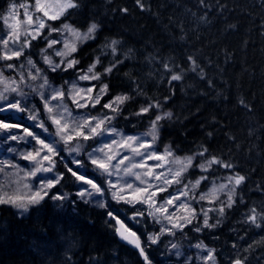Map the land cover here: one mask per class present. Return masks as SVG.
Segmentation results:
<instances>
[{"label": "trees", "instance_id": "16d2710c", "mask_svg": "<svg viewBox=\"0 0 264 264\" xmlns=\"http://www.w3.org/2000/svg\"><path fill=\"white\" fill-rule=\"evenodd\" d=\"M142 2L146 9L143 11L135 0H82L84 7L68 22L84 28L90 20H96L101 28L97 39L81 46L75 55L84 68L99 55V46L106 38L121 40V58L129 48L135 56L120 66L119 74L105 78L112 90L104 98L107 102L123 92L135 97L116 118L119 127L127 132L144 131L154 118V113L151 117L132 115L146 103V98L137 96L132 91L135 85L123 75L131 71L140 88L153 100L164 103V96H171L163 110L172 111L179 120L161 121L163 128L157 141L160 147L171 144L175 152L186 155L204 143L211 153L231 159L235 171L247 176L237 197L239 200L242 195L244 203L238 202L226 211L219 227L198 235L184 229L189 242L200 238L212 244L210 237H216L213 245L219 264H224L219 249L227 253L229 228L239 227L234 222L248 208L264 204V0H205L210 8L198 0ZM121 8L128 12L119 11ZM205 13L206 20L202 22L199 17ZM32 44L26 51L45 68L37 54L41 42ZM188 56L196 59L205 78L186 72L183 81L174 82L173 95L167 79L159 82L162 62L172 58L187 69ZM146 57L156 59L149 63ZM110 59V55L102 57L105 65ZM149 72L153 73L152 78ZM46 74L57 83H63L67 76L50 71ZM240 100L248 107L241 105ZM208 132L213 133L211 138L207 137ZM58 168L64 178L54 189L69 196L66 205L57 207L46 199L38 210L32 209L24 217L11 207H0V264H144L138 253L119 243L109 210L91 207L78 199L73 176L66 167ZM222 173L231 174L221 168L214 175ZM110 207L141 235L140 228L122 214L123 204ZM156 249L148 247L146 254L152 264H163Z\"/></svg>", "mask_w": 264, "mask_h": 264}, {"label": "snow or ice", "instance_id": "6c2138e0", "mask_svg": "<svg viewBox=\"0 0 264 264\" xmlns=\"http://www.w3.org/2000/svg\"><path fill=\"white\" fill-rule=\"evenodd\" d=\"M108 2L111 3V0H108ZM135 2L142 11L146 10L142 0H135ZM198 2L200 5L210 8V5L205 4V0H198ZM83 7L84 4L82 0H23L22 3H10L4 15L0 16V21L3 22L8 30L6 34L0 35V46H2L0 61H19L21 57H24L27 66H30L28 68L27 78L33 81L42 78L43 83L39 85L41 89L51 87L49 78L46 75L48 71L52 73H69L70 71L77 73L76 77L70 82L67 80L64 81L65 85H69L67 89H65L63 85L60 88H52L53 94L50 98L45 92L39 93L43 101L44 109L49 114L48 118L51 120L52 124L57 126V135H60V139L65 145H68L72 140V137L66 134L69 125L67 123H62L64 117L61 112L57 111L54 114V108L50 106V99L59 101L60 103L55 106L56 109H62L63 113H67L69 117L72 116V113L67 104L64 103L65 99L71 100L78 109L89 107L95 109L97 105H100L101 109H107L114 114L108 115L105 112H101L100 115L92 116L91 119H84L82 123L73 121L72 130L75 132L76 137H82L84 140L103 136L105 132L113 137L117 135L121 137L120 141L113 138L111 144L105 142L103 148L93 149V152L88 154L89 159H91L92 164L95 165L102 174H106L110 177L113 175L112 169H115L117 173L122 170L126 176L135 177V180L139 181V185L135 186L133 183L125 182V185L119 189H117L116 184L110 183L108 190L116 189L112 191V198L118 203L121 201L133 205L135 203H141L147 204L149 209H154L153 211H149L148 215L153 218L155 223H160L161 228L159 233L148 235L147 241H149L150 244H157L160 236L165 233L175 235L173 229L183 232L189 225H193L191 230L197 233L202 232L204 229L217 228L225 217L226 210L232 209L238 202L241 204L244 203L242 195L239 196V200H237V197L239 195V189L247 180V176L235 171L236 165L231 159L226 160L222 155L211 153L209 147L204 143L197 144L196 150L184 156L176 155L171 144H166L163 152H159L154 145H156L157 141L160 139V131L163 128L161 121L179 120V117L174 116V113L170 110H163L164 104L171 99L170 95L164 96V103H161L159 99L153 100L152 97H149L147 93L140 88L139 82L132 76L131 71L124 72L123 75L135 85L132 91L135 92L137 96H144L146 98V103L142 105L138 111L132 113V115L137 117H151L154 113V118L149 120L148 130L139 135L124 136L115 127L109 128L107 126L122 114L124 105L135 99V97L127 92H123L117 93L107 102H103L104 98L109 96L112 90L110 83L105 82V78L111 77L113 74H119L120 66L123 65L126 60L134 59L135 52L133 49L129 48L122 54L123 58H121L119 46L122 41L114 38H106V42L99 46V55H96L86 68H81L80 65L82 60L76 58L74 54L80 51L81 46L87 45L90 41H95L101 28V25L96 20H90L84 28L77 27L68 22V18L77 14ZM21 9L23 10L22 13L20 12ZM119 11L127 13L128 9L121 8ZM206 16L207 14L205 13V15L199 17V19L203 22L206 20ZM58 21L61 23L59 27H56L55 23ZM229 27H235V25H230ZM54 33L59 35L61 39L58 40L53 38ZM38 40L46 42V46L40 48L43 64L47 65L46 69L38 67L37 62L31 58V55H26L25 52L26 49L33 47V41ZM57 44H61L62 47L55 48L54 46ZM48 49H53L54 55L60 57L58 62L53 60L52 55L48 54ZM109 55L111 59L108 60L107 65H105L102 57L107 58ZM145 59L151 63L156 57H146ZM187 60L189 65L187 69L176 64L172 58L162 62L163 71L160 73L159 82H163L167 79V84L173 95L175 90L174 82L183 81L186 72L190 71L196 73L200 79L205 78L203 69L197 63L196 59L193 56H188ZM98 66L103 70H98ZM5 68L16 70L17 65L15 63L0 64V83L5 85L4 90L0 92V101L6 102L9 109L24 111L26 101L20 99L10 100L9 96L5 95V93L9 92L16 93L21 97H26L27 95L17 87H9V84H16V81L4 76ZM19 68L24 69L25 64L20 63ZM32 69H34L35 72H33ZM19 76L20 82L23 83L25 81L23 71L19 72ZM148 76L152 78L153 73L149 72ZM79 81H95L96 83H90V86L87 88H82L79 86ZM33 91H36V89L33 88ZM239 103L248 107L243 100H240ZM0 111H4V108H0ZM88 115L90 114L85 113V116ZM29 119L36 120L37 116L35 114L30 115ZM125 119H127V117H125ZM36 126L44 128L43 121ZM10 127H13V125L0 121V129L6 130ZM44 130L47 131L46 128H44ZM25 132L28 136H32L33 139H36L37 143L42 146L35 154L30 152L23 157L26 160L34 161L37 165L34 170L26 172L25 177H37L38 173L53 172L55 162L48 154L41 157V160H47L52 167H44L40 161L36 160V157L40 156V152L43 151V149H47L48 153L57 154L59 150L55 147V141L45 143L44 140L37 137L33 132H29L27 129H25ZM148 136L151 137V141L145 139V137ZM212 136V132L207 133L208 138ZM12 138L15 139V137ZM228 138L235 141V137L233 136H229ZM113 145L121 148V150L128 149L132 153V156H121L119 151H111ZM81 147L82 145L78 144L76 147L71 148L70 151L79 154ZM236 147L239 148L240 145L236 144ZM105 148L109 149V152H105ZM9 150L12 151V149ZM96 152L104 153L106 160L104 158H97L95 156ZM118 156L120 157L118 162L112 164V161L116 160ZM134 157H140L141 161L130 163L121 169V165H124L125 161H131ZM145 160L156 161V163L147 165L143 162ZM4 163L5 162L0 161V164ZM74 163L80 165L81 162L75 160ZM6 166L16 167L15 165ZM65 167L77 181L90 185L93 190H81L77 193L79 197L84 198L87 196L91 198L94 193L103 195L106 191L92 179L86 178L84 175H79L77 171L68 167L67 164ZM134 168H146V171L142 175L140 172L133 171ZM221 168L229 170L231 173L226 177L227 182L217 185L215 180H213L211 181V187H209L206 192L198 191L202 184L209 181L211 174ZM156 169H163L164 171L157 172ZM195 169H198L202 175H199L195 180H190L188 183L183 184V187L177 190L178 194L168 191L173 184H182L183 180L186 178V174H188L190 170ZM4 171L5 168L0 167V173ZM145 177H147V179ZM63 178L64 173H58L55 178L41 179L38 188H33L25 184L24 187L29 190L27 195L9 194L7 191H3L5 186L0 185V192H2V194H0V205L11 206L17 209L20 216H23L32 209L38 210L46 199L52 201H65L68 198L67 194H50L51 190L55 188ZM153 179L159 183H152ZM140 185H145V187H140ZM162 193H167V196H161L160 194ZM220 193L226 195V200H220ZM158 197H160L159 202L157 199ZM181 197L186 199L181 201ZM177 201L181 202L177 204ZM191 201H195L196 203L207 201L210 205L218 203L219 206L209 207L207 209L201 207L198 212L197 209L193 207ZM97 205L100 208L106 207V204L101 201H97ZM56 206L62 207L63 205L58 204ZM170 207L183 209L185 214L177 216L175 212L169 211ZM209 213H216L219 219H216L215 223H210L209 221L213 219V217H211ZM137 214L143 215L142 212H138ZM108 216L116 221L118 227H115V232L120 239L139 250V255L143 258L144 264H152L148 254H146L145 247L142 245L141 237L128 228L123 221L114 216L112 212L109 211ZM161 217L163 220H166L171 227H166L162 224ZM198 217H202V222H198L194 225L193 222L197 221ZM243 223L254 226L255 228L264 227V204L261 205L259 210L255 206L251 207L245 215ZM255 243L257 242L254 241L253 244ZM253 244H249L243 251L247 252L252 249ZM194 247L205 253L199 256L203 264H217L215 249L208 248L203 241H199ZM232 247L237 248V245L234 243ZM172 248L176 249L178 245L172 244ZM175 254L177 256L181 255L179 251ZM188 259L191 260V257ZM247 259V256L241 257L239 252H237L235 258L230 260V264H246Z\"/></svg>", "mask_w": 264, "mask_h": 264}, {"label": "rangeland", "instance_id": "374dc122", "mask_svg": "<svg viewBox=\"0 0 264 264\" xmlns=\"http://www.w3.org/2000/svg\"><path fill=\"white\" fill-rule=\"evenodd\" d=\"M21 0H0V16L4 15L5 10L7 9L8 5L10 3H22ZM20 12L22 13L23 10L21 9ZM22 18V16H21ZM51 23V22H50ZM56 27H59V25H55ZM7 28L3 24L2 21H0V35H4L7 32ZM53 38H56L58 40L61 39V37L57 34H53ZM41 42V46L39 47V50L37 51L38 56L40 57L41 64L47 68V65L43 64V60L40 53V48L46 46V42L43 40H39ZM35 42V41H33ZM32 42V43H33ZM55 48H61V44H57L54 46ZM27 50V49H26ZM26 55H30L27 51ZM0 51H2V46H0ZM48 54L52 55L53 60L59 61L60 57H56L54 55L53 49H48ZM75 55V54H74ZM31 58L34 60V58L31 56ZM35 61V60H34ZM6 63H15L17 65L16 70H10V69H4V76L6 78H11L12 80L16 81V84H9V87H17L20 90H22L24 93H26V97L18 96L16 93H5V95L9 96V99H20L26 101V107L24 111H21V115L19 116L17 113H9L5 117H0V121H3L6 124L13 125V127H10L8 129H0V161L5 162L4 164H0V167H4L5 171L0 173V185H4L3 191H7L9 194H18V195H27L29 190L24 187L25 184L30 185L33 188H38L40 185L41 179H52L57 176L60 171L58 170V167H65L67 164L68 167H71L74 171H77L79 175H84L86 178L92 179L95 183L102 186L106 191L103 195L100 194H93V196L84 198H81L77 195V193L81 190L88 189L89 191H93L90 187V185L84 184L80 181H77L74 178L75 181V189L74 193L85 204L95 207L98 209H107L110 212L113 213L114 216H116L118 219L124 222V224L130 228L132 231L136 232L131 226L124 221L122 218V215L119 216L115 214L114 207H110L111 204L118 203L116 200L112 198V191H115L116 189L108 190L109 184L113 183L116 184L117 189L121 188L125 185V182L127 183H133L135 185H139V181L135 180V177L126 176L124 172L121 170L119 173L116 172L115 169H112L113 175L107 176L106 174H102L99 169L96 168L95 165L92 164L91 159H89V153L93 152V149L95 148H103L105 142L108 144L112 143V139H116L117 141H120L121 137L119 135L113 137L109 135L107 132L104 133L103 136H97L90 140H84L82 137H76L75 132L72 130L73 128V121H79L83 122L84 119H91L92 116H98L101 114V112H105L108 115H114L107 109H101L100 105H97L95 109L92 108H83L78 109L75 107V105L72 103L71 100L65 99L64 103L67 104L69 110L72 113V116L69 117L67 113H63L62 109H56V105H58L60 102L57 100H51L50 99V106L54 108V114L55 112L59 111L63 114V121L62 123H67L69 125V128L66 130V134L68 136L72 137V140L68 145H65L64 142L60 139V135H57L58 128L56 125L52 124L51 120L48 118L49 114L44 109L43 101L39 95L40 92H45L46 95L51 97L52 88H60L62 85L65 89L69 87V85H65L64 81H71L74 79L77 75V73L69 72L67 73V76L64 78L63 83H57L53 82L49 79L51 87L46 89H41L39 85L43 83L42 78H38L37 80H31L27 78L28 76V68L30 66H27L26 59L24 57H21L19 61L13 60V61H0V64H6ZM20 63L25 64L24 69H20L19 65ZM38 67H41L38 65ZM42 68V67H41ZM86 68V67H84ZM98 70L102 71L103 69L98 66ZM23 71V74L25 76V81L23 83L20 82V76L19 72ZM33 72H35L34 69H32ZM47 75V74H46ZM79 86L82 88H87L90 86V83H96L95 81L88 82V81H79ZM5 85L3 83H0V92L4 90ZM33 88L36 89V91H33ZM105 102V101H103ZM7 106L6 102L0 101V108H4ZM85 113H89L90 115L85 116ZM35 114L37 116L36 120L29 119L30 115ZM43 121L44 128L47 129V131L44 130V128L37 127L36 125L40 124ZM109 128L115 127L118 131H120L124 136H132V135H139L142 133H145L148 130L149 125L145 126L144 131L139 132H127L124 129L120 128L117 124L116 119L113 120L110 124L107 125ZM25 129H27L29 132H33L37 137L44 140L45 143H51L55 141V147L59 150L57 154L48 153L47 149H43V151L40 152V156L36 157L37 161H40V163L43 164L44 167H52L51 164L47 160H41V157H43L45 154H48L51 159L55 162V167L53 172H42L38 173L37 177H25V173L31 170H34V168L37 166L34 161L26 160L23 157L26 156L28 153H33L39 149H41V145L37 143L36 139H33L32 136H28L25 132ZM63 134V133H62ZM12 137H15L13 139ZM146 140L151 141V137H145ZM82 145L79 154L74 151H70L71 148L76 147L77 145ZM155 148L159 150V152H163L164 147H160L158 143L154 145ZM9 149H12L10 151ZM113 152L119 151L121 153V156L127 155L132 156V153L128 149H123L117 147L116 145L112 146ZM105 152H109V149L105 148ZM176 155L184 156L181 154H178L175 152ZM95 156L97 158H104L106 160V157L104 153L96 152ZM120 157L118 156L116 160L112 161V164H116ZM75 160H79L81 163L80 165H77L74 163ZM140 157H134L131 161H125L124 165H121V169L130 163L140 162ZM147 165H153L156 163V161L152 160H145L143 161ZM6 165H15L16 167H10ZM133 171L140 172L142 175L146 171V168H134ZM157 172L164 171L163 169H156ZM217 172V171H216ZM214 173L211 174V180L209 179L208 182H205L202 184L201 188L198 191L206 192L209 187H211V181L215 180V182L218 184L220 183H226V177L228 175L226 174H218L214 175ZM199 175H202L198 169L190 170L188 174H186V178L183 180L182 184L175 185L173 184L172 187L168 189L169 192H173L174 194H178L177 190L183 187V184L188 183L190 180H195ZM147 179V177H145ZM152 183H159L158 181L152 180ZM58 185V184H57ZM56 187V186H55ZM140 187H145V185H140ZM65 194L62 190L59 189H52L50 194ZM2 194V192H0ZM127 195V193H126ZM161 196L166 197L167 193L160 194ZM220 200H226V195L224 193H220ZM67 200L65 201H52V203L58 204H67L69 196L67 195ZM158 202L160 197L157 198ZM186 198L181 197V201L185 200ZM97 201H101L106 204L105 208H100L97 205ZM181 201H177L176 203L179 204ZM123 204L125 207H123V215L126 216L130 222L139 227L141 230L140 233H137L138 236L141 237V241L146 248L148 247H155L158 251V256L161 259V262L163 264H203V261L199 259V256L204 255L201 250L194 247L196 243L199 241H203L200 238L189 242V238L185 231L183 232L173 229L175 232V235H169L165 233L164 235L160 236L159 241L157 244H150L149 241H147V237L149 234H156L160 232L161 224L155 223L153 218L148 215L149 211H153L154 209H149L147 204H141V203H135L133 204H127L123 201L119 202ZM193 207L199 210L201 207L207 209L209 207H218L217 204L210 205L207 201H201L199 203H196L195 201H191ZM11 207L8 205H0V207ZM257 209L259 210L261 206H257ZM253 207V206H252ZM18 216H20L17 212V209L11 207ZM251 208V207H250ZM248 208V210L250 209ZM247 210V213H248ZM169 211L175 212L177 216L184 215L183 209H178L175 207H170ZM226 211H231V209H228ZM138 212H142L143 215L137 214ZM240 215L237 218V221L234 222V224L239 226L235 230L232 228H229V232H231V238H229L227 246L225 247V251L227 252L224 254L219 249V255H221V260H223L224 264H230V260L235 258L237 252H239L241 257L247 256V262L248 264H264V227L262 228H255L254 226H251L249 224L243 223L244 217L247 214ZM28 213L24 214V217ZM159 215V214H157ZM213 219H211L210 223H215L216 219H219L216 213H209ZM145 220L147 221V224L144 223ZM198 222H202V217H198L197 221H194L193 224L195 225ZM161 223L164 224L166 227H171L170 224L166 220H163L161 217ZM242 225H240V224ZM220 226V225H219ZM218 226V227H219ZM193 225H189L186 228H189V230L193 234H197V232L192 231ZM211 229H204V231H209ZM199 232V233H202ZM242 238V239H241ZM210 240L213 241L212 244H208L207 242L203 241L208 248L215 249V255L217 258V264H219L218 256H217V250L216 247L213 245V243L216 241V237H210ZM256 241L257 243L253 244V242ZM237 245V248H233V244ZM172 244L178 245V248L173 249ZM249 244H253V248L249 251L245 252L243 251L245 248L248 247ZM218 249V248H217ZM179 251L181 253L180 256H177L175 253ZM191 257V260L188 258Z\"/></svg>", "mask_w": 264, "mask_h": 264}, {"label": "water", "instance_id": "95a60500", "mask_svg": "<svg viewBox=\"0 0 264 264\" xmlns=\"http://www.w3.org/2000/svg\"><path fill=\"white\" fill-rule=\"evenodd\" d=\"M9 113H17L19 116L21 115V111H17V110H15V109H9L7 106L4 107V111H0V115H1V116L7 115V114H9ZM0 217H1V211H0ZM115 227H118V225H116V221H115ZM115 236L117 237L118 241H119L121 244H123V245L129 247V248L132 249L133 251L137 252L138 255H139V250L136 249L133 245L127 243L126 241L121 240L120 237L116 234V232H115ZM139 256H140V255H139ZM140 257H141V256H140ZM141 259L143 260L142 257H141Z\"/></svg>", "mask_w": 264, "mask_h": 264}]
</instances>
